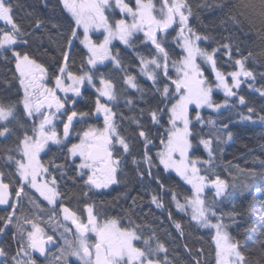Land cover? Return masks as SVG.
Wrapping results in <instances>:
<instances>
[{
	"label": "snow or ice",
	"instance_id": "6c2138e0",
	"mask_svg": "<svg viewBox=\"0 0 264 264\" xmlns=\"http://www.w3.org/2000/svg\"><path fill=\"white\" fill-rule=\"evenodd\" d=\"M61 2L76 25L71 29L68 44L71 45L74 38H79L78 29L82 28L81 43L85 46L88 57L86 64L81 66L80 74H74L68 71L69 52L63 51L60 74L55 76V87L50 88L45 83L48 70L42 64L31 58L27 52L12 51L22 94L18 92L14 100H0V138L7 140L15 132H21L22 135L16 137L14 147L5 149L7 155L4 158L9 167L14 166V172L6 174L0 171V205H8L12 209L6 217H0V224L3 225L0 226V234H5L9 226H13V238L17 240L18 249L14 255L9 256V248L0 246V257L4 258L0 264H36L33 253H39L48 264H69V257H77L82 264H173L168 259L165 243L150 226L135 224L130 220V227H122L121 222L114 218L101 222L93 205H85V221L76 211L59 203L61 193L58 177L53 173L61 172L63 175L64 166L56 165L54 161L45 166L40 159L41 153L46 154V149L50 150V144L63 143L56 130V121L60 116H67L66 122L60 121L63 123V138L66 139L74 119L86 120L93 115L99 118L102 114L103 127L95 128L90 125L79 136V143L71 144L68 154L79 157L77 170L81 179L87 175V186L101 189L117 182V173L123 163L122 157L124 154H132L131 145L128 138L120 134L114 121L115 113L109 106L118 101L117 89L120 81L101 72L100 67H107L105 61L113 64V71L123 73L120 80L124 88L140 94L139 98L133 95L124 100L129 110H134L137 104L143 102L145 90L138 82L137 75L132 74L135 70L130 71L124 65L120 53L113 52L112 42L118 39L124 46L135 51L132 41L134 37L139 38L138 33H142L144 38L140 47L148 52L147 56L139 52L136 55L138 74L152 82L155 88L152 98L159 97L157 106L148 110V118L153 126H160V121L167 115L166 123L170 127L160 138V150L154 158L149 154V146H156L150 138L151 132L145 130L137 117H132L140 129L137 135L145 147L142 160L133 159L132 163H146L147 175L152 176L154 159L158 158V165H162L165 171H174L185 185L190 186L187 189L188 194L181 196V193L172 188H165L158 177H152L158 184V190L171 196L178 212L184 213L199 226L214 231L211 240L215 242L216 264H260L259 260H249L241 251L239 241L231 236L229 225L224 223L226 214L217 210L218 202L229 196V188L237 187L234 182L229 184L227 179H223L215 165L213 145L220 142L221 133L227 131L228 125L218 126V121L212 118L205 120L200 114V109L203 108L220 113L238 105H247L248 101L240 91L245 83L248 88H254L256 76L246 67V61L252 54H240L239 48H234L231 37H225V42L211 51L200 47L208 37L190 27L192 10L187 0H160L159 8L153 0H135L134 6L130 0ZM243 7L257 12L264 22V0H259L258 3L256 0H246ZM115 10L125 18L110 22ZM0 21L9 26L8 30L0 28V50L7 51L26 35L14 18L11 0H0ZM40 26L41 22L36 21V28ZM101 30L103 39L94 41L90 33ZM172 31L176 35L169 40ZM24 43L27 44V41ZM177 47L183 55L172 59ZM221 53L227 57V61L232 62L233 71L223 70L227 67V62L220 65ZM234 56L239 58L233 60ZM204 65L209 66L214 74V86L205 75ZM85 67L87 71L84 70ZM85 83L95 89L94 110L71 111L69 114L66 106L67 94L81 96ZM214 87L223 91V102L213 99ZM255 90L264 97V87ZM58 91L65 94L64 99L57 95ZM233 99L238 101V105L229 102ZM190 105H195L196 123L208 127L207 134L201 135L193 131L196 124L189 114ZM139 112L143 114L145 110L139 109ZM247 113L239 114L240 121H252L255 108L248 107ZM259 119L264 121V115L259 116ZM231 137L232 133L229 131L227 138ZM200 146L206 151L207 159L197 155ZM140 174L143 176L145 173ZM247 175L254 179L257 172L249 170ZM251 186L250 183H245L240 188L246 191ZM26 188L34 189L51 206L47 220L41 215L43 209L35 200H29L35 209L32 215H17L18 211H22L21 201L26 194ZM206 191L213 192L211 201L208 200ZM151 202L157 208L163 206L159 192L152 195ZM58 203L59 212L56 209ZM169 216L171 218V213ZM227 216L235 222V214L229 213ZM68 222L75 226L72 239L67 238L73 232ZM174 227L183 233V224L180 221H175ZM46 229H50L52 234L49 235ZM57 231L60 232L59 237L56 236ZM145 231L152 235L145 236ZM58 239H63V244L55 253H50V249L56 247ZM138 243L143 246L138 247Z\"/></svg>",
	"mask_w": 264,
	"mask_h": 264
},
{
	"label": "trees",
	"instance_id": "16d2710c",
	"mask_svg": "<svg viewBox=\"0 0 264 264\" xmlns=\"http://www.w3.org/2000/svg\"><path fill=\"white\" fill-rule=\"evenodd\" d=\"M13 4V15L16 22L21 26V31L25 33L20 38L18 44L7 51L0 50V100L11 98L14 100L16 94L22 90L19 87L18 73L15 69V60L12 51L27 52L31 58L36 59L48 71L46 76L47 85H55V76L59 75V67L63 63L62 52L68 51L70 59L68 61V71L74 74H80L82 64H86L88 53L85 46L81 43L82 35L74 38L72 44H68V38L71 36V29L75 28L74 19L70 13L63 7L61 0H11ZM128 2V0H127ZM131 4L134 0H130ZM160 4V0H157ZM246 0H187L191 6L192 15L189 18L190 27L208 39L201 43L202 48L211 51L224 43L225 37H231V42L239 48L240 54L251 57L246 61V67L253 71L256 76V85L259 88L264 87V22L257 12L243 7ZM258 3L259 0H256ZM36 21L41 22V26L36 28ZM0 28L7 29L6 25L0 23ZM176 35L171 32L168 37ZM133 38V48L124 46L121 42L113 43V52H119L125 66H128L132 74L137 75L138 82L145 90L143 102L137 104L134 110H129V106L124 100L135 95L140 97L134 90L124 88L122 72L113 71L114 66L108 64L107 67H100V71L110 75L114 80H119L118 101L112 109L115 113L114 120L120 134L128 138L131 145V155H123V163L117 173V182L107 188L96 189L85 184L87 175L80 178L78 172L79 159H74L68 154V148L78 140V137L90 125L100 124V119L94 117L81 120L76 119L71 137L66 143L61 145H50V150L46 149V154H42V162L49 166L51 161L56 165H63V175L61 172L53 173L58 177L59 191L63 203L86 221L87 211L85 205H93L94 212L100 221L114 218L121 222L122 227H130L129 221L142 226H150L155 230L156 235L165 243L168 249V259L173 264H216L215 242L211 240L213 231L203 228L190 221V218L184 213L178 212L175 204L171 201L170 195H164L163 190H158V184L153 180V176L158 177L165 188H172L181 193V196L187 195V189L190 186L184 184L178 175L171 171H165L162 165H158V158L154 159V165L151 169L152 176L147 175L148 165L146 163L133 164V159L142 160L145 151L144 143L137 135L140 130L136 126V121L132 117H137L139 122L145 126L146 131L151 132V139L156 146H149V153L155 158V151L160 148V138L164 136L165 130L170 127L166 121L168 116L160 121V126H153L148 118V110L157 106L159 97L153 99L155 88L152 82L138 74L139 66L136 59L137 53L148 55L146 49L140 47L143 41V34H137ZM27 41V44L24 41ZM183 53L177 47L176 54L172 59H177ZM239 58L234 56L233 60ZM227 67L223 68L226 72L233 71L231 61L220 54L219 63ZM87 71V68L84 69ZM206 75L211 79L212 74L206 70ZM162 87V85H160ZM81 96H72L70 103L75 101V106L68 103L69 114L71 111L89 112L93 111L96 99L95 90L87 84L81 89ZM241 95L246 97L247 105H238L234 99L233 104L238 106L228 108L220 113L210 110H203L201 116L207 120L212 118L219 124H227V131L221 133L219 143H214V155L216 171L221 174L223 179H227L229 184L233 182L237 185L235 188H229V196L218 202V212L225 213L224 223L229 225L228 231L231 236L239 241L240 249L245 256L255 262L260 261L264 264V125L253 124L251 122L240 121L239 114H248L247 108H255L254 117L264 115V97L258 92L250 90L246 85L240 91ZM216 98H221L215 94ZM163 107V105H160ZM139 109H144L141 114ZM195 109V108H194ZM192 109L191 118H195L196 112ZM21 119L23 113H20ZM67 118V116H65ZM65 122V121H64ZM194 132L201 135L209 132L208 127L196 123ZM30 126V122H29ZM12 127V125H9ZM58 130L63 134V123L58 125ZM232 137L227 138L228 132ZM76 132L77 136H76ZM82 132V133H81ZM21 132H15L12 137L5 140L0 138V171L7 173L14 172V166L9 167L4 158L7 153L5 149L14 147L16 137L21 136ZM199 139V137H197ZM122 151V150H121ZM198 156L207 159V153L200 146ZM249 170H255L257 176L253 179L247 175ZM141 172L145 174L141 176ZM231 173V175H229ZM7 182V181H6ZM250 183L252 186L246 191L240 188V185ZM159 195L163 206L157 208L151 202L154 194ZM25 196L22 202V211L17 215H32L35 209L29 203V200H35L43 209L41 215L48 216L50 205L39 197L34 189L26 188ZM209 201L213 198L212 191H206ZM59 203L56 206L59 212ZM12 209L10 207H0V217H6ZM171 213V218L169 214ZM235 214L236 220L233 222L227 214ZM60 219H62L60 217ZM180 221L183 224V233L181 234L174 227V222ZM0 226H3L0 224ZM15 228L9 226L5 234H1L0 246L9 248V256L14 255L18 249L17 240L13 238ZM152 235L145 231V236ZM60 242V241H59ZM142 247V243L137 244ZM155 246V245H153ZM190 250V251H189ZM199 253V255H197ZM33 258L42 264L41 260L33 255ZM162 258V257H161ZM74 264V263H73Z\"/></svg>",
	"mask_w": 264,
	"mask_h": 264
},
{
	"label": "rangeland",
	"instance_id": "374dc122",
	"mask_svg": "<svg viewBox=\"0 0 264 264\" xmlns=\"http://www.w3.org/2000/svg\"><path fill=\"white\" fill-rule=\"evenodd\" d=\"M126 2H127V0H126ZM153 2L155 3V5H156V7L157 8H159L160 7V4H158V2H157V0H153ZM134 3H135V0H134ZM134 3L132 4L133 6H134ZM157 15H159L158 13H157ZM121 18H125V17H123L121 14H119V12H118V10H115V13L110 17V22H112V21H114L115 19H121ZM0 23H3V24H5L3 21H0ZM7 27V29L6 30H8L9 29V26H6ZM174 27H176L175 25H174ZM177 30H178V28H177ZM78 32L79 33H81V35H82V40H83V29L82 28H80V29H78ZM101 32H102V30L101 31H93V32H91L90 33V36H91V38L94 40V41H96V40H102L103 39V36L101 35ZM176 33V32H175ZM139 34V33H138ZM120 42L118 39L117 40H114L112 43H115V42ZM122 43V42H121ZM200 47H202L201 46V44H200ZM105 64L106 65H108V64H111V63H109L108 61H105ZM113 65V64H112ZM114 66V65H113ZM115 67V66H114ZM204 70H205V75H206V70H208V71H210V73H211V69H210V67L209 66H207V65H204ZM212 74V73H211ZM66 75V74H65ZM175 75V73L173 72V76ZM207 76V75H206ZM63 78V77H62ZM214 80H215V77H214V74H212V76H211V79H209V81L210 82H213V86H214ZM66 82H69L70 83V81H66ZM230 82V81H229ZM45 83L47 84V81H46V77H45ZM254 83V88H249L250 90H252V91H256L255 89L256 88H259L257 85H256V80L253 82ZM87 83H85L84 85H86ZM83 85V86H84ZM88 85V84H87ZM247 86V83H245V84H243L242 85V88H243V86ZM48 86V85H47ZM82 86V87H83ZM89 87H91L90 85H88ZM48 87H50L51 88V86H48ZM53 87H55V85L53 86ZM248 87V86H247ZM92 88V87H91ZM95 90V89H94ZM215 94H218L219 96H221V98H216L215 97ZM57 95L58 96H60L61 97V99H64L65 98V94L64 93H62V92H57ZM67 96H68V102H67V107H68V103H70L69 102V100L71 99V97L73 96V94L72 93H68L67 94ZM213 99L216 101V102H223L224 101V99H225V96H224V93H223V91L221 90V89H216L215 87H214V92H213ZM231 104H233V102H234V99L233 100H230L229 101ZM70 105H73V103H70ZM113 105L114 104H110L109 106L110 107H113ZM195 108V105H190L189 106V114H190V117H191V111H192V109H194ZM203 110H209V109H207V108H203V109H200V114H201V112L203 111ZM211 111V110H210ZM196 115V114H195ZM245 115H247V114H245ZM66 115H63V116H60L58 119H57V121H56V130H57V132H58V135H60L61 136V139H62V141H63V143H66L68 140H69V138L71 137V135L68 137V138H63V134H61L60 132H59V130H58V125L61 123L60 121H67V118L65 117ZM93 117L94 118H96V119H100V124H97V125H92L93 127H95V128H102L103 127V116H102V114L100 115V117L99 118H97L95 115H93ZM79 119V118H78ZM194 120H195V118H193ZM192 119V120H193ZM37 120H38V118H37ZM115 121V120H114ZM243 122H251V123H253V124H261V125H264V121H261L260 119H259V117H254L253 116V120L252 121H243ZM170 126V125H169ZM88 128V127H87ZM86 128V129H87ZM85 129V130H86ZM84 131V130H83ZM77 133H79V132H76V136H77ZM82 133V132H81ZM82 135V134H81ZM75 143H79V137H78V140L75 142ZM51 145V144H50ZM160 150V148L159 149H157L156 151H155V154L158 152ZM42 154L43 153H41V156H40V159H41V161H42ZM72 157V156H71ZM72 158H74V159H79V157H72ZM80 160V159H79ZM174 172V171H173ZM113 184H115V183H113ZM113 184H111V185H113ZM111 185H109V186H111ZM108 186V187H109ZM101 189H103V188H101ZM15 199V198H14ZM22 202H23V200L21 201V204H22ZM43 218L45 219V220H47V218H48V216H45V215H43ZM61 218H62V216H61ZM101 222H103V221H101ZM68 224H69V226L73 229V232L72 233H69L68 234V236H67V238L68 239H72L73 238V233H74V230H75V226L74 225H71V223L70 222H68ZM46 230H48V234L49 235H51L52 234V231L50 230V229H46ZM213 233H214V231H213ZM56 236L57 237H59L60 236V232L59 231H57L56 232ZM59 241H60V246L63 244V239H58ZM59 246V247H60ZM58 247V248H59ZM57 248V249H58ZM57 250H55V251H53V252H51V253H55ZM68 260H69V264H82V262L81 261H79V259L77 258V257H69L68 258ZM36 264H38V262H36ZM42 264H48V261L47 260H45Z\"/></svg>",
	"mask_w": 264,
	"mask_h": 264
},
{
	"label": "water",
	"instance_id": "95a60500",
	"mask_svg": "<svg viewBox=\"0 0 264 264\" xmlns=\"http://www.w3.org/2000/svg\"><path fill=\"white\" fill-rule=\"evenodd\" d=\"M76 119H77V118H76ZM76 119H74V121H73V125H74V122L76 121ZM72 130H73V126L70 128V134H69V135H71ZM13 199H14V197H13ZM0 207H9V206H8V205H0ZM0 237H1V234H0ZM58 247H59V241L57 240V245H56V247H55V248H51V249H50V253H51L52 251L56 250ZM33 255L36 256L37 258L41 259V260H45V258L42 257V256H40L39 253H33ZM3 259H4L3 257H0V261H3Z\"/></svg>",
	"mask_w": 264,
	"mask_h": 264
}]
</instances>
